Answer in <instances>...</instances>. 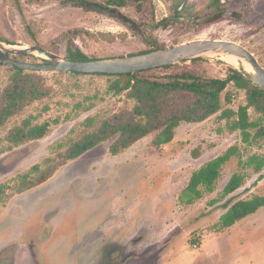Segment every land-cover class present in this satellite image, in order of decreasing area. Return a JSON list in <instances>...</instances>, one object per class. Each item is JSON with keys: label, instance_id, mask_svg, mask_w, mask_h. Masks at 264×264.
<instances>
[{"label": "rangeland", "instance_id": "374dc122", "mask_svg": "<svg viewBox=\"0 0 264 264\" xmlns=\"http://www.w3.org/2000/svg\"><path fill=\"white\" fill-rule=\"evenodd\" d=\"M212 1L148 0L155 22H169L157 28L145 22L134 4L118 7L143 24L139 32L97 9L57 0H21V6L0 0V37L9 46L36 47L64 57L69 47L79 48L97 59L140 54L151 47L147 37L163 48L195 39H223L247 47L264 67V0L221 2L220 8L233 12L231 16L214 11ZM221 54L211 52L176 64L224 78L233 65ZM22 59L48 63L37 51ZM236 68L247 71L242 65ZM10 73L0 64V94ZM36 73L51 94L11 117L1 129L0 257L12 255L9 264H264V206L232 227L215 228L228 199L264 195V169L256 173L240 164L251 154L264 156L262 141L243 142L219 111L201 122H182L174 139L161 147L153 145L154 132L113 156L109 148L115 138H110L60 167L61 155L74 140L110 114L132 108L134 101L108 91L113 78L107 76ZM222 100L223 109L237 110L246 102L245 91L230 84ZM249 113L253 121L262 116L254 108ZM31 115L36 116L34 123L50 122L47 134L9 147L4 139L7 129ZM235 145L240 154L223 166L214 191L191 204L181 202L192 173ZM48 158L64 172L32 190L19 191L23 175L34 165L41 168L30 181L47 172ZM240 171L246 174L244 184L223 196L231 176ZM46 226L49 232L43 231ZM103 239L105 249L114 250L98 253Z\"/></svg>", "mask_w": 264, "mask_h": 264}, {"label": "trees", "instance_id": "16d2710c", "mask_svg": "<svg viewBox=\"0 0 264 264\" xmlns=\"http://www.w3.org/2000/svg\"><path fill=\"white\" fill-rule=\"evenodd\" d=\"M21 6V0H14ZM31 2H45L47 0H27ZM62 5H77L86 9H97L106 12L107 8L125 7L134 4L145 22L152 28L167 26L168 19L155 22L153 7L148 0H140L133 3L131 0H57ZM221 0H213L211 6L214 11H221ZM109 14V13H108ZM217 16H220L217 14ZM218 17H215L216 20ZM139 23V22H138ZM143 27L142 23H139ZM79 32V30H74ZM0 40L6 41L0 37ZM151 46L149 50L142 53L157 50L163 47L158 46L156 41L150 37L146 38ZM8 42V41H7ZM9 44H14L8 42ZM8 56L16 60H23L28 54ZM71 60H92L79 48L69 47L67 56ZM202 59L201 57L193 60ZM28 62V61H26ZM11 71L9 81L0 94V129L9 119L21 113L27 106L37 100H42L51 94V89L45 87L44 81L37 75V71H26L15 65H8ZM154 71H161L155 73ZM82 75L81 73H72ZM87 75V74H85ZM89 75V74H88ZM113 78L108 91L115 95L125 94L134 101L132 108H125L112 113L104 118L100 125L92 131H88L82 137L74 140L61 155L63 158L59 164L77 159L87 151L93 149L100 143L110 138H115L109 148L112 155H118L125 149L132 146L140 139L156 132L153 145L161 147L170 143L175 137V129L182 123L201 122L210 116L221 112V118L228 119L231 130L239 131L243 142L248 145L255 141L264 143V87L255 84L247 71H241L236 67L229 66L228 73L224 78L204 76L190 69L177 67V64L166 65L156 69L145 70L138 73L127 74H94ZM230 84L245 91V104L237 110L223 109V92ZM230 98V97H228ZM254 108L262 116L260 120L253 121L250 117V109ZM36 116H29L18 125L12 127L5 139L10 147L21 145L31 140L43 138L50 127V122L34 123ZM92 121V118L88 119ZM239 148L235 145L225 153L208 161L199 169L195 170L187 187L181 194L180 200L183 203L191 204L203 197L205 192H212L215 184L221 175L223 166L235 155H239ZM53 158L46 159L49 164L47 172H44L35 181H30L33 173L38 172L41 165H34L31 171L24 174L18 190L24 191L46 181L59 167L51 162ZM243 167L251 168L254 172L260 173L264 169V156L254 153L246 159H241ZM264 177V174L261 175ZM246 174L235 172L223 190V196H228L239 189L245 182ZM33 180V179H32ZM3 192L0 186V194ZM264 206V195H255L248 199H237L231 197L225 203L227 211L215 224L216 230L233 226L236 222L257 212Z\"/></svg>", "mask_w": 264, "mask_h": 264}, {"label": "water", "instance_id": "95a60500", "mask_svg": "<svg viewBox=\"0 0 264 264\" xmlns=\"http://www.w3.org/2000/svg\"><path fill=\"white\" fill-rule=\"evenodd\" d=\"M134 3L140 0H131ZM108 13L120 19L130 28L142 32L140 24L128 17L121 10L107 8ZM224 15H233V12L226 11ZM38 52L48 58V63L37 64L13 59L6 53L20 55L23 53ZM218 52L231 54L247 61L253 72L250 73L252 81L264 87V67L255 54L247 47L230 40L223 39H195L180 43L175 46L160 48L157 50L120 56L115 58L92 59V60H71L55 52L36 47L18 48L9 46L0 40V64L15 65L26 71H60L81 74H127L138 73L145 70L156 69L166 65H173L181 61L190 60L203 56L207 53Z\"/></svg>", "mask_w": 264, "mask_h": 264}, {"label": "crops", "instance_id": "0c3cea01", "mask_svg": "<svg viewBox=\"0 0 264 264\" xmlns=\"http://www.w3.org/2000/svg\"><path fill=\"white\" fill-rule=\"evenodd\" d=\"M3 65V64H2ZM68 73V72H67ZM89 75H94V74H89ZM9 81V80H8ZM8 83V82H7ZM7 85V84H6ZM5 85V86H6ZM4 86V87H5ZM4 89V88H3ZM17 115V114H16ZM15 116V115H14ZM13 117V116H12ZM9 122V121H8ZM7 124V123H6ZM5 124V125H6ZM4 125V126H5ZM3 126V127H4ZM2 127V128H3ZM12 127H14V126H12ZM12 127H10V128H8L7 129V131H6V133H5V135H4V139H5V136L7 135V133H8V131L12 128ZM1 128V129H2ZM1 129H0V136H1ZM5 141L7 142V140L5 139ZM32 141V140H31ZM29 142V141H28ZM8 143V142H7ZM25 143H27V142H25ZM9 144V143H8ZM24 144V143H23ZM23 144H21V145H23ZM21 145H18V146H21ZM18 146H13V147H11V148H15V147H18ZM10 147V146H9ZM88 152V151H87ZM119 155V154H118ZM113 156H115V155H113ZM75 160V159H74ZM61 167V166H60ZM60 167L59 168H57L56 170H55V172L46 180V181H48V180H50V179H52L53 177H54V175H56V174H58L59 172L60 173H62V172H64V171H62L61 169H60ZM59 169V170H58ZM45 182V181H44ZM44 182H42L41 184H39V185H36V186H33V187H31V188H28V189H26L25 191H29V190H32L33 188H36V187H39V186H41L42 184H44ZM252 215V214H251ZM250 216V215H249ZM248 217V216H247ZM246 218V217H245ZM245 218H243L242 220H244ZM242 220H240V221H242ZM239 222V221H238ZM237 223V222H236ZM235 223V224H236ZM234 224V225H235ZM58 227H59V225L57 226H54V227H51L52 229H51V231H52V233H54V232H56L57 230H58ZM232 227V226H231ZM46 228H48L47 226L46 227H44L43 228V231H47L46 230ZM49 229V228H48ZM50 230V229H49ZM49 230L47 231V232H49ZM49 237H50V235H49ZM41 238V237H40ZM42 240V239H41ZM43 241V240H42ZM114 248L115 247H113V248H110V246H109V248L108 249H105V245H104V239H103V244L101 245V247L100 248H97V251H98V253H100V254H103V252L105 251V250H107V251H110V250H114ZM12 258V255H8V253H6V254H4L3 256H1L0 257V264H9V258Z\"/></svg>", "mask_w": 264, "mask_h": 264}, {"label": "bare ground", "instance_id": "6f19581e", "mask_svg": "<svg viewBox=\"0 0 264 264\" xmlns=\"http://www.w3.org/2000/svg\"><path fill=\"white\" fill-rule=\"evenodd\" d=\"M222 58L225 61H227L228 63H230L231 65L235 66V67L236 66H239V65H242V66H244V68L248 72H250V73L253 72V69H252L251 65L247 61H245L244 59H242V58H239V57L234 56V55H231V54H223Z\"/></svg>", "mask_w": 264, "mask_h": 264}, {"label": "flooded vegetation", "instance_id": "af4514ba", "mask_svg": "<svg viewBox=\"0 0 264 264\" xmlns=\"http://www.w3.org/2000/svg\"><path fill=\"white\" fill-rule=\"evenodd\" d=\"M221 1L225 4V0H221ZM226 10L221 9V11H219V14L220 15H223V13L226 12ZM234 14H235V12H234Z\"/></svg>", "mask_w": 264, "mask_h": 264}, {"label": "built area", "instance_id": "2783aa9c", "mask_svg": "<svg viewBox=\"0 0 264 264\" xmlns=\"http://www.w3.org/2000/svg\"><path fill=\"white\" fill-rule=\"evenodd\" d=\"M195 246H196V244H195Z\"/></svg>", "mask_w": 264, "mask_h": 264}]
</instances>
